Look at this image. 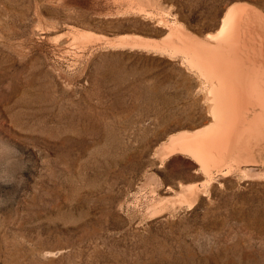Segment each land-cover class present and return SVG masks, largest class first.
I'll list each match as a JSON object with an SVG mask.
<instances>
[{
  "label": "rangeland",
  "instance_id": "rangeland-1",
  "mask_svg": "<svg viewBox=\"0 0 264 264\" xmlns=\"http://www.w3.org/2000/svg\"><path fill=\"white\" fill-rule=\"evenodd\" d=\"M8 1L21 17L0 18L14 27L0 31V264H264V186L218 188L190 209L147 213L153 197L201 180L189 158L155 156L199 121L178 62L69 53L70 29L156 39L165 29L116 15L112 0ZM161 2L183 23L192 17L188 26L198 19L180 0ZM149 175L161 181L155 196Z\"/></svg>",
  "mask_w": 264,
  "mask_h": 264
},
{
  "label": "bare ground",
  "instance_id": "bare-ground-1",
  "mask_svg": "<svg viewBox=\"0 0 264 264\" xmlns=\"http://www.w3.org/2000/svg\"><path fill=\"white\" fill-rule=\"evenodd\" d=\"M8 2L0 0V18L21 17L18 3L12 11ZM112 2L116 15H141L164 28V35L107 37L70 29L69 53L127 50L177 61L186 94L200 107L197 124L169 135L155 150L160 164L174 155L189 158L200 183L180 184L172 197L145 201L149 217L190 209L202 197L210 200L218 188L264 186V0H180V10L198 14L192 26L187 25L192 17L183 23L175 7L161 0ZM13 28L0 26V31ZM147 178L152 196L161 181L156 175Z\"/></svg>",
  "mask_w": 264,
  "mask_h": 264
}]
</instances>
